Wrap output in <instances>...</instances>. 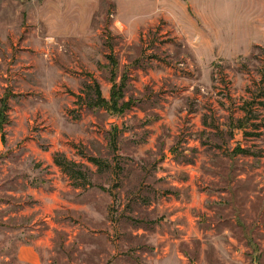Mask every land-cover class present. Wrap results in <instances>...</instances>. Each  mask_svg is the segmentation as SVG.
I'll return each mask as SVG.
<instances>
[{"label": "rangeland", "instance_id": "1", "mask_svg": "<svg viewBox=\"0 0 264 264\" xmlns=\"http://www.w3.org/2000/svg\"><path fill=\"white\" fill-rule=\"evenodd\" d=\"M0 264H264V0H0Z\"/></svg>", "mask_w": 264, "mask_h": 264}, {"label": "trees", "instance_id": "2", "mask_svg": "<svg viewBox=\"0 0 264 264\" xmlns=\"http://www.w3.org/2000/svg\"><path fill=\"white\" fill-rule=\"evenodd\" d=\"M97 87H98V91H97L98 99L95 105H93L92 107L101 108L102 106L106 104V100L102 96V93L99 89L100 88L99 85H97ZM114 97H115V90H114ZM88 161L98 167L102 164V161H100L97 158H88ZM55 164L59 168H61L63 172L68 174L72 179L78 178L77 174H79L80 176H84V174L81 173L80 171L76 172V169L82 168L81 166L83 165H79L78 163L72 162L65 156L57 155L55 158Z\"/></svg>", "mask_w": 264, "mask_h": 264}]
</instances>
